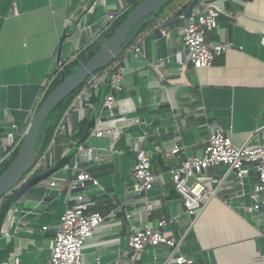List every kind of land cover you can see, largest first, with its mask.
Instances as JSON below:
<instances>
[{
	"label": "crops",
	"instance_id": "1",
	"mask_svg": "<svg viewBox=\"0 0 264 264\" xmlns=\"http://www.w3.org/2000/svg\"><path fill=\"white\" fill-rule=\"evenodd\" d=\"M130 1L0 0V122H12L18 134L24 133L62 66L97 32L100 38L104 35L114 22L108 25V11L129 13L142 0L134 7ZM189 1L173 0L128 29L124 42L139 24L153 18L129 43L139 48L147 65L128 67L122 57L123 88L115 93L112 118L96 123L103 118L106 83L90 97L88 106L65 110L57 134L35 166L40 179L26 187L32 176L28 172L8 190L25 188L16 199L23 210L10 217L9 235H1L5 220L0 228V263L13 264L17 258L20 264H48L54 231L72 194L68 182L77 165L97 181L80 190L90 199V210L109 214L85 239L83 264H97V259L100 264H175L165 263L170 249L163 244L145 247L138 259L126 255L131 229L146 225L156 229L161 219L166 220L164 235L178 241L179 252L193 264H264V217L248 209L255 200L252 166H243L241 178L223 163L197 174L205 184L217 180L218 185L215 191L206 187L212 195L193 214L186 212L169 172L184 158L202 154L213 126L221 128L234 145H264V0H212L219 16L217 27L205 40L232 46L209 67L197 70L186 52L180 62L174 57L182 44L186 18L165 23L180 16L175 12L184 11ZM166 35H172V54ZM92 117L94 125L80 142ZM95 127L109 130L105 149L109 154L85 158L77 145L89 147ZM175 136L183 150L165 159L163 153ZM17 141L9 142L6 134H0V162ZM141 148L151 154V169L157 176L145 200L136 195L131 176ZM51 178L60 182V191L43 199V185ZM109 195L120 210L101 205Z\"/></svg>",
	"mask_w": 264,
	"mask_h": 264
},
{
	"label": "built area",
	"instance_id": "2",
	"mask_svg": "<svg viewBox=\"0 0 264 264\" xmlns=\"http://www.w3.org/2000/svg\"><path fill=\"white\" fill-rule=\"evenodd\" d=\"M231 1L240 2L242 0ZM196 2L186 17L182 44L174 54L175 59L180 62L183 52H186L194 70L209 67L216 57L222 55L232 46L231 43H213L205 40V36L217 27L219 9L212 0H196ZM122 13L123 10L108 11L106 13L108 25ZM99 33L97 32L96 36L91 38L90 44L100 39ZM161 33L164 35L165 31L161 30ZM137 50H139L138 47ZM121 60V55L116 56L114 61L108 66L90 74L84 81L85 84L76 99L71 104V108L75 107L80 110L88 106L90 97L97 93L102 83H106L108 84L109 92L104 98L103 107H106L109 115H112L111 110L115 101V93L123 88L122 78L125 66L122 65ZM117 65L118 68L115 69ZM100 122L101 118H98L96 123ZM104 133H109V130L102 131L95 127L92 135L101 136ZM23 136L24 133L22 132L18 134L17 144L21 142ZM178 141L179 137L175 136L170 147L163 153L165 159H172L183 150ZM77 152L85 158L90 156V148L83 143L77 145ZM151 160V154L141 148L135 154V161L131 169L134 189L141 200L147 198V192L153 187L157 178L151 169ZM219 163L226 164L237 178L242 177L244 165L252 166L256 175L253 188L255 200L248 209L257 211L264 217V145L256 147L248 146L247 144L234 145L230 137L217 126L211 127L201 155L186 157L180 162L179 166L171 167L169 170L174 188L183 198L186 212L193 214L200 211L203 202L212 195L207 192L206 184L197 177V174ZM35 166L29 171L32 175L35 173ZM74 169L77 172L74 178L68 182V187L72 191L70 202L61 214L59 224L54 231L53 246L48 264H83L82 246L85 239L109 215L98 210H90V199L80 190L84 189L88 183L97 184V181L84 167L76 165ZM59 191L60 182L55 178H51L43 185L42 198L46 199L52 196L54 192ZM9 194H11V191L4 196ZM17 201L15 200L11 204L6 213L4 219L6 222L1 228V235L4 237L9 235L8 222L10 217L15 212L23 210L17 205ZM111 204L115 205L117 210H120L121 207L110 195L101 203L103 206ZM165 223L166 220L161 219L156 229L149 225L142 228H132L127 238L126 255H131L133 256L132 258L138 259L140 252L145 247L163 244L170 249L165 263L193 264L190 258L179 252V242L164 235L162 229ZM42 229L45 230L46 226H43ZM96 263L100 264V260L97 259ZM0 264L7 263L1 262ZM13 264H20L17 258L14 259Z\"/></svg>",
	"mask_w": 264,
	"mask_h": 264
},
{
	"label": "water",
	"instance_id": "3",
	"mask_svg": "<svg viewBox=\"0 0 264 264\" xmlns=\"http://www.w3.org/2000/svg\"><path fill=\"white\" fill-rule=\"evenodd\" d=\"M171 1L173 0H142L126 15L124 21L119 25V27L114 31V33L111 34V36H109L106 40L100 43L97 51L90 59L84 57L79 62L80 67L73 74L67 77H65L64 73L61 72L60 81L38 105L31 118L30 123L24 131V136L20 142L18 151L14 159L4 171V173L0 176V198L5 195L12 186L19 182L20 179L31 170L35 159V143L38 137V133L46 117L68 95H70L75 89H77L90 74L108 66L114 61L115 57L119 55H121L122 57L125 56L127 60L126 65L128 67L139 68L147 65V62L142 58L141 51L137 50L136 46L133 47L129 43L136 36L139 29L143 25L153 21V18L143 21L141 24H139V26H137L134 33L125 42L122 43V41L129 28H131L140 20L144 19L154 10L167 5ZM195 3L196 0H190L185 10L180 14V16H177L174 19H168L165 23L185 20ZM166 36L168 39L169 46L168 52L169 54H172V35ZM117 68L118 65L115 67V69ZM111 113L112 115H109L108 109L106 107H102L100 115L103 118L101 119L106 120L112 118L115 113L114 108H112ZM0 134H6V137L9 142H11L12 140H16V138L18 137L17 128L13 125L12 122L8 121L0 122ZM110 135L111 134L107 135L106 133H104L101 136H89L88 145L90 148L89 155L91 159L96 158L100 155L107 156L109 154V151L105 149H107L109 146ZM217 185V180H213L206 184V187L210 188V190H213L217 187ZM24 190L25 188H22L18 192V197ZM2 216L3 213L0 215V222Z\"/></svg>",
	"mask_w": 264,
	"mask_h": 264
},
{
	"label": "trees",
	"instance_id": "4",
	"mask_svg": "<svg viewBox=\"0 0 264 264\" xmlns=\"http://www.w3.org/2000/svg\"><path fill=\"white\" fill-rule=\"evenodd\" d=\"M138 0H131V4L132 7H134L135 5H137ZM185 7V6H184ZM183 11V8H181L180 10H177L175 13L176 15L181 14ZM128 14L127 12L122 13L113 23L112 25L106 30V32L104 33V35L98 40V41H94L93 43L87 45L83 50H80L76 57L73 58L70 62L64 64L62 66V72L64 73V76L67 77L71 74H73L79 67L80 64L79 62L86 57L87 59H90L94 53L97 51L99 44L103 41L104 38H107L108 36H110L112 33H114V31L117 29V27L124 21L126 15ZM147 24L143 25L139 31L137 32V34L141 31L142 28H145ZM134 28V27H133ZM133 28L129 31V33L127 34L126 37H128L131 33V31H133ZM136 34V35H137ZM124 42V40L122 41ZM61 79V73H58L56 75V77L54 78V80H52L51 85L49 86L47 93L45 94L44 98L48 95V93L56 86V84L60 81ZM85 83L83 82L77 89H75L70 95H68L44 120L41 129L38 133V137L35 143V159L33 162V166L34 167L38 160L41 158V156L46 152L47 147L49 146V144L51 143L53 137L55 134H57L59 125L61 123V120L63 118V114L65 112V110L71 106V104L73 103V101L76 99L77 95L79 94L81 88L83 87ZM43 98V99H44ZM94 121L95 118L92 117L91 121H89L87 123L86 129L84 131L83 134H81L80 137V142H83L89 135L90 133V129L93 127L94 125ZM85 120L82 121V123L84 124ZM53 131L55 133H53ZM79 142V143H80ZM19 144H17V146L12 150V152L10 153V155L3 160L2 162H0V176L4 173V171L7 169V167L10 165V163L12 162V160L14 159L18 148H19ZM39 175H35V173L31 176L30 180L26 183V187L35 184L38 180H39ZM18 192L19 191H14L11 194L7 195V196H2L0 198L1 200V204H0V215L3 213L1 222H0V228L2 226V223L5 219L6 213L9 209V207L11 206V204L18 198Z\"/></svg>",
	"mask_w": 264,
	"mask_h": 264
},
{
	"label": "rangeland",
	"instance_id": "5",
	"mask_svg": "<svg viewBox=\"0 0 264 264\" xmlns=\"http://www.w3.org/2000/svg\"><path fill=\"white\" fill-rule=\"evenodd\" d=\"M138 1H140V0H138Z\"/></svg>",
	"mask_w": 264,
	"mask_h": 264
}]
</instances>
